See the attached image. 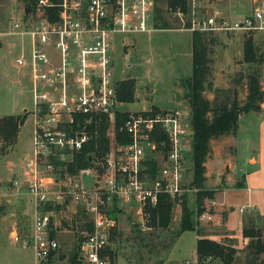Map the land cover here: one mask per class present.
I'll list each match as a JSON object with an SVG mask.
<instances>
[{"label": "built area", "instance_id": "1", "mask_svg": "<svg viewBox=\"0 0 264 264\" xmlns=\"http://www.w3.org/2000/svg\"><path fill=\"white\" fill-rule=\"evenodd\" d=\"M187 1V13H177L182 21L187 18L189 32L264 31L261 7L231 19L218 10L206 16L204 0ZM155 9L156 0H35L22 21L11 20L0 32L30 39L28 54L15 63L28 71L34 106L33 158L24 163L33 215L24 244L32 249L35 264H70L71 252L57 240L66 232L74 234L70 247L78 264H112L106 252L109 246L114 249L109 244L118 225L113 213L128 209L146 220L147 210L161 197L179 204L194 193L185 166L192 153L190 107L126 112L118 131L128 142L114 139L115 115L125 112L114 81V40L121 36L125 43L128 36L156 29ZM102 119L109 124L107 152L70 172L74 154L90 140L89 126ZM180 264L199 262L195 255Z\"/></svg>", "mask_w": 264, "mask_h": 264}, {"label": "rangeland", "instance_id": "2", "mask_svg": "<svg viewBox=\"0 0 264 264\" xmlns=\"http://www.w3.org/2000/svg\"><path fill=\"white\" fill-rule=\"evenodd\" d=\"M29 0H0V32H6L11 20L22 21ZM206 16L214 10L221 11L225 17L240 19L250 14L257 7L264 9V0H204ZM154 29L145 34L128 36L123 43L121 36L114 40L112 53L114 81L121 82L133 79L136 83L133 103H124L120 110L125 112L150 111L157 108L161 111L183 109L189 107L186 99V89L179 85L180 80H186L191 75V34L187 30V18L183 21L176 11H170L164 0H156ZM243 32H214L206 34V46L211 66L208 81L210 88L204 91L208 100L218 98L219 101L230 103L236 94L240 101L246 95V80L252 71L259 73L261 86L264 88V66H248L242 61ZM259 52H264V31L252 33ZM7 39V44L4 40ZM30 50L28 36H0V116H23L25 121L19 127L14 144L4 152H0V264H35L31 248L24 244L31 234L33 207L26 191L27 177L24 163L33 158L34 106L31 94V81L28 71L17 66L15 60ZM26 72V76H25ZM30 81V82H29ZM177 94L179 100H177ZM260 117L251 112L241 117L238 123L232 146L226 147L221 138L210 142L211 160L207 162L208 179L202 190L213 194L214 211L210 221L199 220L192 213L190 222L194 231L180 233V208L175 206L172 220L166 229L151 228L145 220L136 216L134 211L117 214V232L109 236V244L116 251L115 264H155L166 261L175 264L183 259H191L196 255V239L217 231L215 220L217 214H228L226 226L234 243L239 244L241 228L253 222L249 210L244 215L239 209L247 203V193L236 189L235 182L253 171L248 158L254 156V150L259 143ZM227 162L232 168H227ZM253 163V161L251 162ZM186 182L191 183L192 156L188 154ZM17 182L18 187H13ZM188 198L187 207L195 211L198 189ZM216 198L223 199L224 210H219ZM11 201L12 203H8ZM243 205V206H242ZM233 212L228 213V208ZM263 211V210H262ZM219 212V213H218ZM256 213L254 220L261 214ZM262 215V214H261ZM212 216V215H211ZM262 217V216H261ZM12 221L16 222L17 241L10 239L8 231ZM251 221V222H250ZM255 223H260L255 221ZM13 229V227L11 226ZM211 232V233H210ZM15 236V234H13ZM57 240L71 252L74 234L66 232L59 234ZM248 242V240H247ZM9 246V249H8ZM15 246V247H14ZM242 247V245H241ZM233 248V246L231 247ZM235 249V248H233ZM17 254V258H9L7 252ZM236 250V249H235ZM239 251H244L239 249ZM264 260V255L261 256ZM240 264L248 261L241 259ZM214 264V263H212ZM216 264H220L217 261Z\"/></svg>", "mask_w": 264, "mask_h": 264}, {"label": "trees", "instance_id": "3", "mask_svg": "<svg viewBox=\"0 0 264 264\" xmlns=\"http://www.w3.org/2000/svg\"><path fill=\"white\" fill-rule=\"evenodd\" d=\"M57 3L59 0H51ZM158 1V0H157ZM166 7L170 11L179 9L184 15L189 9L187 0H164ZM35 0H29L28 7L33 8ZM158 10L155 9V12ZM159 16H155L154 19ZM253 32H244L242 41V61L248 66H264V52H259ZM206 34L193 32L191 34V75L186 80H180L179 85L186 89L187 103L192 113V173L193 178L190 186L198 189L195 194L196 208L191 211L187 205L185 198L181 202L180 213V233L185 231H194L190 222L192 213L197 216L203 214L205 210L204 202L213 199V194L202 190L206 181L205 177V162L211 154L210 142L212 140L225 137L235 136L238 123L242 116L251 112H264V88L261 86L259 73L252 71L246 80V95L243 101H240L236 94L232 96L231 102L226 103L219 101L218 98L208 100L204 96V91L210 88L208 81L211 75V66L208 56V48L206 46ZM136 83L133 79L123 80L118 83L117 95L122 103H133L135 97ZM151 112H158L157 108H153ZM128 113H116L114 127V139L116 142L123 144L128 142V138L122 135L118 130L123 121L127 118ZM25 115L23 116H0V152H4L8 147L15 143L19 127L23 125ZM109 124L105 119L97 125L89 126L90 140L83 149L74 154L72 163L68 165L70 172L76 171L90 165V159H100L109 147L108 136ZM239 188L242 187V181L236 184ZM174 204L166 197H161L156 207L148 209L149 217L145 220L148 227L166 229L171 220ZM116 220V213H113ZM90 230V228H88ZM263 229L250 224L243 227L241 236L248 240L244 246L243 253L246 264H264L261 256L264 255V233ZM113 232V233H112ZM196 239V257L199 264H212L220 262V264H240L241 259H237L235 254L237 250L218 243L216 241L204 238L199 235ZM112 236L114 228L111 231ZM112 264L116 262V251L109 246L106 252ZM77 254L73 250L70 253V264H78L76 261ZM64 257H61V259ZM207 258H211L206 262ZM155 264H164L163 261H158Z\"/></svg>", "mask_w": 264, "mask_h": 264}, {"label": "crops", "instance_id": "4", "mask_svg": "<svg viewBox=\"0 0 264 264\" xmlns=\"http://www.w3.org/2000/svg\"><path fill=\"white\" fill-rule=\"evenodd\" d=\"M7 42H8V40L5 39L4 40V44H7ZM25 76H26V72H25ZM257 114L260 117V121H259V126H260L259 143H258L257 149L254 150V152H255L254 156H251L250 158H248L249 163L253 166V171H251L246 176L244 175V176H242V178H239V179H241L239 181H242V187L239 188L236 185V189L238 191L247 193V203H246L245 206H251L252 207V208L247 209V210L250 211V213H251L250 216L253 218L252 225H254L256 227H259V228H262L264 230V112L257 113ZM234 139H235V137H232V136L221 137V140L224 141V143L226 144V147L233 148V151H234V147L232 146V144H233ZM213 154H214V152L209 155V157L207 158V160L205 162V169H206L205 177H206V181L208 179L207 162L212 159ZM252 161H253V163H251ZM226 167L228 169L232 168V163L231 162H227ZM235 183H237V182H235ZM189 196H190V194L185 196V200H186L187 204H188ZM213 200H214V198L211 199V200H206L204 202L205 210H206L204 213H207L210 216L212 215L211 217H213L212 212L214 211V207H215L214 206L215 202ZM216 200L219 202V205H220V206H218L219 207L218 209L219 210H224L225 209L224 207L226 205H224L223 199L216 198ZM210 202H211V204H210ZM8 203H12V202L8 201ZM175 206H178L180 208V213H181V203L174 204L173 209H174ZM227 210H228V213H230V212H233L234 209L229 207ZM247 210H245V211H247ZM127 211H129V210H127ZM259 211L262 212L261 213L262 215L260 214L254 220V217L257 216L256 213H258ZM121 212H123V211H121ZM124 212H126V211H124ZM244 213L241 214V215H244ZM227 215L228 214L224 215L223 213H220V217H219V215L217 214V218L215 220V226L217 227V231H214L213 234H208L207 236H204V238H208L210 240L216 241L218 243L224 244V245L229 246V247L233 246V248H235L237 250V253L235 254V257L237 259L244 260L245 259L244 258L245 254L243 252L239 251V249H243V246H245L247 244V240L243 239L242 236H241V238H239L240 239L239 244L236 245L234 243V236H232V234L230 233L229 229L226 226ZM256 220L259 221L260 223L256 224L255 223ZM179 222H180V220H179ZM16 224H17L16 222L12 221V224L9 225L10 226L9 227L10 230L8 231V236H9L10 239H13V240L17 241ZM11 226L13 227V229L11 228ZM117 227H118V225H117ZM240 230H242V228ZM263 233H264V231H263ZM13 234H15V236H13ZM240 235H241V232H240ZM72 244L73 243H71L69 245L71 246ZM241 245H242V247H241ZM8 249H9V246H8ZM7 256L9 258H12V257L14 259L17 258V254L16 253H12V250H9L7 252ZM185 260H188V259H183V260H181V261H179V262H177L175 264H180V263H182ZM163 262H164V264H170V263H167L166 261H163ZM214 264H216V262Z\"/></svg>", "mask_w": 264, "mask_h": 264}, {"label": "water", "instance_id": "5", "mask_svg": "<svg viewBox=\"0 0 264 264\" xmlns=\"http://www.w3.org/2000/svg\"><path fill=\"white\" fill-rule=\"evenodd\" d=\"M30 12V8L25 9V15H27ZM177 100H179V95L177 94Z\"/></svg>", "mask_w": 264, "mask_h": 264}]
</instances>
